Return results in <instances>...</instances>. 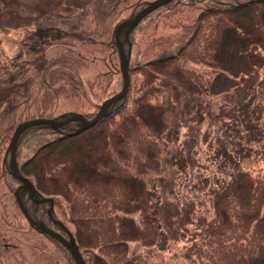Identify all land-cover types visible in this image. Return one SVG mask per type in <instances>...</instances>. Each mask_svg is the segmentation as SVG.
<instances>
[{
	"label": "trees",
	"instance_id": "trees-1",
	"mask_svg": "<svg viewBox=\"0 0 264 264\" xmlns=\"http://www.w3.org/2000/svg\"><path fill=\"white\" fill-rule=\"evenodd\" d=\"M149 1L0 0L31 19L0 77V264H76L61 240L22 212L7 144L25 118L95 115L123 84L115 27ZM120 34L130 82L110 112L77 132L80 118L29 124L17 140L20 170L35 196H47L36 201L20 188L30 214L68 235L49 215L52 197L53 217L74 233L87 264H140L130 240L150 235L148 212L142 220L136 212L154 178L145 179L141 166L179 149L195 163L210 95L231 88L244 98L245 80L264 73L258 0H169ZM229 103L224 109L235 115ZM230 181L210 210L196 213L189 257L171 264H264V169L237 167Z\"/></svg>",
	"mask_w": 264,
	"mask_h": 264
},
{
	"label": "rangeland",
	"instance_id": "rangeland-1",
	"mask_svg": "<svg viewBox=\"0 0 264 264\" xmlns=\"http://www.w3.org/2000/svg\"><path fill=\"white\" fill-rule=\"evenodd\" d=\"M29 26L27 15L0 5V77L3 62L14 53ZM256 73L258 77H248L244 82V98H238L236 89L231 88L210 95L195 163L186 150L179 149L141 166L145 179L148 174L154 178L143 190L141 209H145L136 212L139 220L148 212L150 235L145 240H130V253L140 264H171L189 257L186 250L193 239L188 234L195 229L196 213L211 209L212 199L231 184L232 171L237 167L264 169V73ZM227 103L235 107V115L227 114ZM13 254L25 259L19 251Z\"/></svg>",
	"mask_w": 264,
	"mask_h": 264
},
{
	"label": "water",
	"instance_id": "water-1",
	"mask_svg": "<svg viewBox=\"0 0 264 264\" xmlns=\"http://www.w3.org/2000/svg\"><path fill=\"white\" fill-rule=\"evenodd\" d=\"M169 0H150L146 5H144L142 8H140L133 16L126 17L118 22V24L115 27V40L119 51L120 56V65L123 73V84L122 87L114 92L113 94L107 96L104 98V100L101 102L97 112L92 117H88L82 112L74 111L72 114L65 116L63 118H57L54 116H35L30 118H25L21 121H19L11 135V138L9 140L7 150L10 152V158H9V165H10V171L13 175L18 177L21 181L18 184V186L15 189V195L17 202L22 210V212L25 214L27 219L37 225L40 229L49 232L53 236L57 237L59 240H61L70 250L76 264H87L86 259L81 252L77 239L74 235V233L65 225V223L60 218L53 217L52 214V206H53V198L50 197L51 203L49 207L47 208L50 217H52L54 220L60 222L65 226V228L68 231V235H65L61 231L57 230L56 228L48 225L44 220L42 219H36L34 218L26 204L24 203V200L22 198V195L20 193V188L25 187L29 190V193L34 196V199L36 201H41L47 199V196L45 195H39L35 196L34 193L36 192V186L32 182V180L22 173V171L19 168L17 157H16V147H17V140L24 128H26L29 124H34L38 122H46L51 124L54 127L59 126L60 124H63L64 122H67L70 119L74 118H80L81 124L76 128V132L82 130L83 128L91 125L99 118L105 116L110 112L109 106L113 101H116L118 98H121L124 96L128 90V85L130 82V71H129V62H130V50H126L124 46V41L121 37L120 31L123 27H126V35H128V32L130 29L135 26L140 19L152 11L154 8L158 7L159 5L167 2ZM261 2H264V0H258Z\"/></svg>",
	"mask_w": 264,
	"mask_h": 264
}]
</instances>
